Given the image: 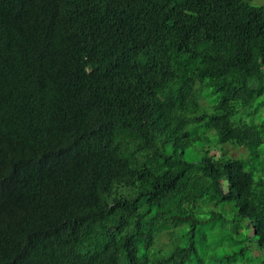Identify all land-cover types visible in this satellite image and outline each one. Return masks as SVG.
Instances as JSON below:
<instances>
[{
  "label": "trees",
  "instance_id": "1",
  "mask_svg": "<svg viewBox=\"0 0 264 264\" xmlns=\"http://www.w3.org/2000/svg\"><path fill=\"white\" fill-rule=\"evenodd\" d=\"M250 1L0 0V264H204L206 225L264 249Z\"/></svg>",
  "mask_w": 264,
  "mask_h": 264
},
{
  "label": "rangeland",
  "instance_id": "2",
  "mask_svg": "<svg viewBox=\"0 0 264 264\" xmlns=\"http://www.w3.org/2000/svg\"><path fill=\"white\" fill-rule=\"evenodd\" d=\"M250 3L254 5H261L264 4V0H251ZM262 97L264 98V96ZM241 114H242L241 116L246 117L245 110H242ZM262 114L264 115V110L262 111ZM239 148L240 147L238 146H236L235 148L229 145L225 146L226 151L231 156H237L238 151L243 150V149L238 150ZM244 149H246V153L240 151L241 152L240 155H243L242 157L243 159H247L245 160V169L246 170L255 169V175H257L258 171L260 174L264 175V143L255 150H250L246 147H244ZM219 153H220L219 151L216 152V154ZM183 156L188 161L197 160L201 156V151L195 146H190L184 151ZM223 185H224L223 186L224 189H226L224 183ZM220 208L221 207H218L217 210L219 211ZM221 213L224 214L222 215V217L226 222L228 221V223L229 221H231L230 223H232L237 219L236 213L233 210L229 212L221 210ZM246 222H247L246 219L242 221V223L244 224L243 230L247 233V235L248 234L251 235V231L246 230L244 228ZM215 230H217V228H214L213 226L210 225H206L203 230L204 234L202 235V237H200V241L207 243L206 247L203 246L205 247L204 251L201 249L199 250L201 256L203 255L202 257L204 264H221L222 257L224 255H227L230 252H235L243 246H246V251H245L246 260L244 262L248 264H264V255H263L264 249L260 250L259 248H257L256 243L252 241L251 237H248V239L247 238L244 239V241L241 244H234L229 237L226 240H223L220 235L221 231L220 230L215 231ZM253 249H255L257 252L261 254L259 256L258 255L255 256L254 251H252ZM244 262L243 263L239 262L238 264H244ZM192 264H196V262L193 261Z\"/></svg>",
  "mask_w": 264,
  "mask_h": 264
}]
</instances>
